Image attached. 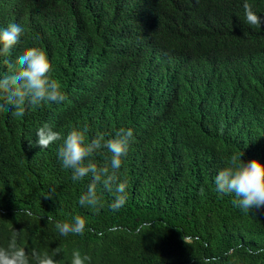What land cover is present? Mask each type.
Instances as JSON below:
<instances>
[{
    "label": "trees",
    "instance_id": "trees-1",
    "mask_svg": "<svg viewBox=\"0 0 264 264\" xmlns=\"http://www.w3.org/2000/svg\"><path fill=\"white\" fill-rule=\"evenodd\" d=\"M225 1V7L232 4L237 20L233 32L223 31L220 51L241 38L264 45V40L257 41L258 26L244 23L242 0ZM174 2L189 10L200 3L203 10L223 14L205 0ZM89 4L90 0H66L61 7L56 0H38L19 7L37 11L29 21L25 47L46 52L53 78L67 99L29 106L22 116L13 108L0 107V244L17 230L20 246L29 252L56 251L59 264H71L74 249L89 255L91 264H200L206 256H215V264H264V251H258L264 249V207L243 211L233 204L235 194H219L213 183L242 149L243 161L264 163V76H256L254 89L234 90L221 101L202 95L208 89L205 84L182 79L171 67L161 78L166 86L167 79L181 85L165 98L156 96L150 78L133 66L101 83L100 77L88 81L96 64L89 66L92 59L85 53L97 57L102 47L118 53V44L124 53V44H134L136 37L118 24L145 9L148 0ZM172 4L161 7L167 10ZM3 5L5 12V1ZM51 15H60L61 23ZM7 19L2 14L0 26ZM89 43L91 51L81 50ZM13 56L0 54V73L16 67ZM45 124L62 137L86 128L89 139L101 134L109 138L121 127L133 129L134 139L117 172L121 181H127V202L121 209H110L113 196L101 185L97 192L102 209L79 205L91 178L72 182L70 170L57 158L62 139L47 149L35 144L36 130ZM110 157L102 151L93 160L98 167L109 166ZM77 215L86 220L84 234L60 235L56 223L71 222ZM142 224L150 227L138 232ZM186 237L191 239L185 242Z\"/></svg>",
    "mask_w": 264,
    "mask_h": 264
},
{
    "label": "clouds",
    "instance_id": "clouds-1",
    "mask_svg": "<svg viewBox=\"0 0 264 264\" xmlns=\"http://www.w3.org/2000/svg\"><path fill=\"white\" fill-rule=\"evenodd\" d=\"M4 1L7 9L5 12ZM37 1L0 0V16L8 15V19L0 26V54H15L11 60L13 65H16L11 70L0 73V107L15 109L16 116H22L29 106L38 107L45 101L59 104L67 99L66 93L53 78V65L46 52L39 47H25L24 44L29 21L36 17L37 11H20L19 7L22 2ZM94 1L97 2L90 0L89 6ZM10 2L12 4H9ZM56 2L61 7L66 6V0ZM168 2L173 4L164 10L161 4L166 5ZM205 3L208 7L219 8L223 14L216 16L208 9L203 10L204 7L200 3L193 4L189 10L187 5L174 0H148L145 9L118 24L119 29H124L136 37L134 44H124V53L118 43V53L108 52L102 46V52L97 57L85 53L92 59L89 66L96 64L95 71L88 81L100 77L101 83L105 78L117 74L118 70L128 71L133 66L139 73L145 72L150 78L149 84L153 93L165 98V95L173 96L181 85L179 80L167 79V87L161 78L163 71L171 67L182 79L188 77L205 84L208 89L202 95L208 94L220 101L234 90L254 89L253 80L256 76H264V45H254L241 38L237 39L230 49L220 51L223 31L228 34L235 30L236 12L232 4L225 7V0H205ZM257 3V0H242L240 4L244 7V23L258 26L259 41L264 40V10L258 9H264V4ZM50 18L61 23L60 15H51ZM167 42L182 46L183 49L179 51L169 47ZM92 49L90 44L81 50ZM157 81L162 83H156ZM185 84L188 86V83ZM86 132V128L73 129L62 137L59 131L45 124L36 130L35 144L47 149L52 143L62 139L57 158L64 169L70 170L72 182L91 178L86 193L78 199L79 205H87L96 211L102 209L104 202L97 192V185H101L104 191L113 196L108 206L117 211L127 202V181H121L117 172L134 139L133 129L121 127L109 138L101 134L89 139ZM102 151L111 154L109 166L98 167L93 160V157ZM242 155L243 149L232 158L229 166L218 171L213 183L217 193L235 194L233 204L243 211L250 212L253 208L264 207V163L257 159L245 162L241 159ZM146 227L150 225L142 224L137 231ZM56 229L62 236L69 233L83 235L86 220L77 215L71 222L56 223ZM19 238V232L13 230L8 242L0 244V264H59L54 259L58 252L50 254L37 249L29 252L18 244ZM190 239L191 237H186L184 241ZM216 259L215 256H206L200 264H215ZM71 264H91V257L86 253L82 254L79 249H74Z\"/></svg>",
    "mask_w": 264,
    "mask_h": 264
}]
</instances>
